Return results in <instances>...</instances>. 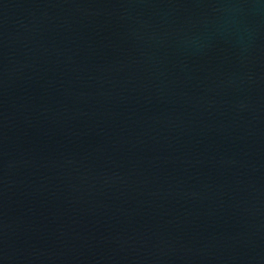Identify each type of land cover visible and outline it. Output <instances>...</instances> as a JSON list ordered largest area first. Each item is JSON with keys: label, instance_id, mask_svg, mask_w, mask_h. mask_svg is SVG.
I'll list each match as a JSON object with an SVG mask.
<instances>
[{"label": "water", "instance_id": "water-1", "mask_svg": "<svg viewBox=\"0 0 264 264\" xmlns=\"http://www.w3.org/2000/svg\"><path fill=\"white\" fill-rule=\"evenodd\" d=\"M0 264H264V0H0Z\"/></svg>", "mask_w": 264, "mask_h": 264}]
</instances>
